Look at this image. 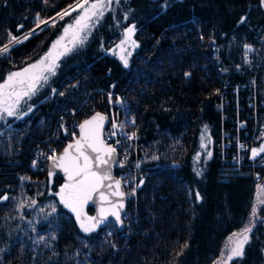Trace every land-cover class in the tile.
<instances>
[{"label":"trees","instance_id":"obj_1","mask_svg":"<svg viewBox=\"0 0 264 264\" xmlns=\"http://www.w3.org/2000/svg\"><path fill=\"white\" fill-rule=\"evenodd\" d=\"M76 1L0 0V47L10 36L23 37L34 28L37 16L50 20ZM78 12L54 27L41 26L11 46V56H0V83L39 60ZM133 24L138 46L125 67L113 50ZM257 28L264 29L262 0L114 2L86 43L60 57L56 75L28 101L32 110L22 119L0 121V197L9 198L0 200V264H212L227 238L248 223L259 187L264 196V166L237 172L215 157L222 128V114L214 107V90L222 79L218 64L225 54L236 58L243 50L235 38L256 42ZM116 110L132 116L123 128L135 136L130 161L134 194L128 199L125 229L110 222L84 233L57 195L66 182L57 173L50 175L47 164L34 170V154L51 136L59 152L72 139L74 123ZM205 126L210 157L200 144ZM256 171L262 173L258 181ZM20 194L26 198L25 210L55 209L59 233L53 248L32 243L31 231L22 234L12 201ZM83 209L94 215L90 200ZM261 215L242 258L232 264H264V204ZM46 226L35 227L43 234Z\"/></svg>","mask_w":264,"mask_h":264},{"label":"snow or ice","instance_id":"obj_2","mask_svg":"<svg viewBox=\"0 0 264 264\" xmlns=\"http://www.w3.org/2000/svg\"><path fill=\"white\" fill-rule=\"evenodd\" d=\"M119 3V0H77L75 6L70 10H65L59 13L60 19H63L65 15H70L72 11L81 9L82 11L73 18V21L67 24L61 36L53 42L48 52H46L39 60L29 64L27 67L20 71L11 72L3 83H0V121H4L5 117H15L22 119L23 116L30 112L31 106L28 105V101L37 94L40 88L48 83V80L56 75V69L59 67L58 60L63 55L68 54L76 47L83 46L88 36L91 34L93 27L99 23L103 18L105 11L111 10L113 3ZM264 3V0H262ZM87 5V7H85ZM242 18L240 23L244 22ZM56 19L50 20L40 19L36 17L35 27L27 32L23 37L10 36L8 44L0 47V56H5L11 51V46L19 43H23L24 40L31 37V35L40 28L41 25L55 26ZM23 25L18 26L22 28ZM135 30V25H131L126 29L125 40L121 44L117 45L120 49L119 59L123 62L124 66H128L127 55H130L126 44L131 46H138L136 42L131 40V36ZM69 33L71 35L69 36ZM64 41H67L64 43ZM58 46H62L59 51L54 55L53 50H56ZM245 49L251 52L253 49L249 45H245ZM124 53H127L125 55ZM113 54H116L113 50ZM190 75V73H186ZM114 87V86H113ZM55 93V89H52ZM63 95V92L60 93ZM111 100V94H109ZM117 103H122L117 98ZM27 105V107H22ZM106 117L96 113L90 120H85L80 125L81 137L74 144L70 143L64 149L63 153L57 157L53 151L52 155L48 158L53 161V167L61 168L67 175L68 183L60 188L59 195L60 202L65 207L75 213L77 221H79L80 228L84 233H91L97 229V227L107 221L108 216L111 215L116 222L122 224L121 215L119 209L124 207L122 198L126 195L121 191V179H116L112 175V168L118 164L115 159L116 148L105 144L100 139V129L103 126V122ZM134 123V121H132ZM115 129L120 127L115 122L112 124ZM207 132V126H205V133ZM115 135V132L112 133ZM264 135V134H262ZM130 138H135L134 134ZM208 139L205 135L201 136V147L207 149L205 140ZM83 141V143H82ZM119 143V141H117ZM243 148V145L240 146ZM90 149L91 152L87 150ZM74 150V151H73ZM251 158L255 159L257 156L264 153V144L257 148H252ZM95 153V155H92ZM207 155L210 157L211 153ZM158 159V157H153ZM199 160V154L196 157ZM123 166V164H119ZM139 165H137L138 167ZM52 175L53 173H49ZM202 172L198 171L197 175H201ZM107 181V183H105ZM139 187V185H137ZM102 189L112 190L106 194ZM118 196L121 198L119 201H111L108 199V195ZM134 194V191L133 193ZM94 195H98L99 201H107L109 207H105L101 203V207L96 216H88L84 213L83 208ZM197 199L200 198L199 192H196ZM8 196L0 197V200H8ZM35 201H33V204ZM264 203V200L261 201ZM53 211L55 209L53 208ZM257 217V207L253 206L251 210V217L249 223L245 224L239 232L233 233L228 237V243L225 246L224 252L221 253V259L216 264H230L234 257H242L244 245L249 240V233H251L254 227V219ZM111 234V233H109ZM187 246V245H185Z\"/></svg>","mask_w":264,"mask_h":264},{"label":"built area","instance_id":"obj_3","mask_svg":"<svg viewBox=\"0 0 264 264\" xmlns=\"http://www.w3.org/2000/svg\"><path fill=\"white\" fill-rule=\"evenodd\" d=\"M253 36V40L256 39L254 43H250L246 38L241 42L234 39L235 44L243 50L236 58H232L229 53L224 55V61L218 64V71L222 76L221 84L214 90V107L220 115L222 114V128L217 136L215 157L220 163L229 164L237 172L252 171L256 167L264 166V153L253 159L250 151L264 144V29L257 28ZM245 45L251 46L253 50L248 52ZM213 56L217 57V52ZM118 118L119 116L115 121L117 125ZM78 123H74L71 129L72 139L78 134ZM113 132L115 135H112ZM133 134L132 131L123 130V127L114 129L112 124L104 131V141L116 148L118 164L114 165V168L119 179L126 189L128 188L129 198L133 196L130 185L134 182V174L130 171L134 139L130 137ZM15 136L16 134L5 138L2 136V140ZM53 139L57 138H46L45 146L36 150L32 163L34 170H43L50 160L48 157L53 151L57 153L56 147L51 143ZM121 163L122 167L119 166ZM261 174L260 171L255 172L257 181L260 180ZM109 233L111 231H108L107 235H111Z\"/></svg>","mask_w":264,"mask_h":264},{"label":"rangeland","instance_id":"obj_4","mask_svg":"<svg viewBox=\"0 0 264 264\" xmlns=\"http://www.w3.org/2000/svg\"><path fill=\"white\" fill-rule=\"evenodd\" d=\"M90 2H91V0H90ZM76 3H77V1L74 4H72L71 6L67 7L65 10H70V8L73 7V6H75ZM262 5L264 7V3H262ZM85 7H87V5H85ZM65 10H63V11H65ZM77 11H79V12L76 15H74L71 20H69L64 25H62V28L63 29H64V27L67 24H69L70 22H72L73 21V18L76 17L82 10L81 9H77ZM77 11H72L71 14H73L74 12H77ZM67 16H69V15H65L63 17V19L65 17H67ZM54 18L56 19V22L59 21V20L60 21L62 20V19H60V17H59L58 14ZM41 26L42 27L43 26L44 27H48L49 25H41ZM125 33H126V31L124 32V34H123L124 36L120 40V42L118 43V45L121 44V42L123 40H125V38H126ZM70 35H71V33H69V36ZM60 36H61V34L59 35V37ZM131 40L135 41V39H134V32H133V34L131 36ZM66 42L67 41H64V43H66ZM61 47L62 46H58V48L56 50H53L54 55H55V53L57 51H59L61 49ZM125 47L128 49V52H130V55L132 54V52L135 49V46H131L130 43L129 44H126ZM115 51L118 54V56L121 54L120 53V49L117 46L115 48ZM124 54L127 55V53H124ZM130 55H127V59L128 60H129ZM22 107H25V105L22 104ZM110 114L111 115L109 117V119H110V124L109 125L113 124L117 120V116H119V118H118L119 119L118 125L120 127H123V125L125 123H127L128 121L133 120L132 116L129 115V113L127 111H125V110L123 111V114L122 115H120L119 113H117V110L116 111H112ZM5 118L6 119H8V118L14 119L15 117H5ZM202 135H205L208 138V139L205 140V143H206V145L209 144V146H210L211 145V140H210L211 137H209L207 135V133H205L204 131L202 132V134H200V144H201V136ZM204 149L205 148H202L203 151H204ZM207 152H210L209 149H207ZM21 179L23 181L26 178L22 177ZM132 190L134 191V187L132 188ZM262 200H264L263 187H259L258 188V191H257V197H256L255 203L253 205V206H256L257 207V217L254 219V226L262 222L261 206L264 204V203H261ZM12 201H13V203H15V205H13V208L15 209V211L17 212V214L19 215V218H21V223H20V227L19 228H22L23 229L22 234L23 235H26L29 231H31L34 234V239H33L32 243L42 244V245H45L46 247L53 248L54 247V244L57 241L58 233H59L58 223L54 220V217H53L55 211H53V210L48 211V210H46V208H42L41 210L36 211L35 213H33V212L29 211V210H25L23 208L24 207H27L26 206V204H27L26 203V198L23 195H21V194L18 195V196L17 195L13 196ZM83 211H84V209H83ZM250 217H251V215H250ZM41 222L46 223L48 225V226H46L44 228L45 232L43 234H41V233L39 234L38 228L36 229V227H35L38 223H41ZM248 223H249V221H248ZM240 230H238L236 232H239ZM236 232H234V233H236ZM227 243H228V238L225 241V243H224V245H223V247L221 249V252H220L219 256L217 257V259L212 264H216V262L221 259V253L224 252L225 246H226ZM246 244L244 245V250H245ZM244 250H243V254H244ZM240 258H242V257H234L233 260L230 262V264H232V262L235 261L236 259H240Z\"/></svg>","mask_w":264,"mask_h":264},{"label":"water","instance_id":"obj_5","mask_svg":"<svg viewBox=\"0 0 264 264\" xmlns=\"http://www.w3.org/2000/svg\"><path fill=\"white\" fill-rule=\"evenodd\" d=\"M96 113H99V114H101V115H103V116L106 117L105 121L103 122V126H102V128L100 129V139L104 141V138H103L104 130L106 129V127H107V125H108V123H109V116H108L107 114H105V113H101V112H95V113H93L92 115H90V116L86 117L85 119H83V120L81 121L80 125L83 124V122H84L85 120H90V119H91ZM80 137H81V132H80V127H79V135H78V137H77L76 139H73V140L67 142V143L63 146V148H62V149L56 154L57 157H59V156L63 153L64 149L67 147L68 144H70V143H73V144H74L77 140L80 139ZM104 142H105V141H104ZM82 143H83V141H82ZM105 144L110 145V144H108V143H106V142H105ZM110 146H112V145H110ZM73 151H74V150H73ZM87 151H88V152H91L90 149H88ZM92 155H95V153H92ZM115 159H116V160L118 159L117 152H116ZM47 170H48L49 172H51V173H54V174L57 173V174H59V175L64 179V181H65L66 183H68L67 175L64 173V171H63L61 168H59V167H55V168H54V167H53V161H52L51 159L49 160ZM112 175H113V177H115L116 179H119L118 176L115 174L114 166H113V168H112ZM105 183H107V181H106ZM120 190L126 193V195L122 198V203H123L124 207H123L122 209H119V211H120V215H121V221H122V224L119 223V222H116V221L114 220V218H113L111 215H109L107 221H105L104 223H101V224L98 226L99 228H103V227L107 226L108 223H110V222H114L115 225L117 226V228H118L119 231H123V230L125 229V221H124V219H125V216H126V214H127L128 197H127L126 188H125L124 184L122 183V181H121V188H120ZM102 191H105L106 194H108V193H110L112 190H110V189H102ZM108 199L111 200V201H113V202L121 200L120 197H118V196H111L110 194L108 195ZM101 203H103V205H104L105 207H109V206H110V205H108L107 201L100 202V201H99V198H98V195H94L93 198L90 200V204L94 207V215H93V216H96V215L98 214L99 209H100V207H101Z\"/></svg>","mask_w":264,"mask_h":264},{"label":"bare ground","instance_id":"obj_6","mask_svg":"<svg viewBox=\"0 0 264 264\" xmlns=\"http://www.w3.org/2000/svg\"><path fill=\"white\" fill-rule=\"evenodd\" d=\"M233 47H235V45H233ZM222 63V62H221ZM81 123V122H80ZM80 123H78V125H77V128L79 129V127H80ZM78 135H79V130H78V134L73 138V139H76L77 137H78ZM72 139V140H73Z\"/></svg>","mask_w":264,"mask_h":264}]
</instances>
